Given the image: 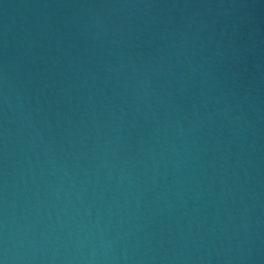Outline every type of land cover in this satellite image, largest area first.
<instances>
[{
    "label": "water",
    "instance_id": "water-1",
    "mask_svg": "<svg viewBox=\"0 0 264 264\" xmlns=\"http://www.w3.org/2000/svg\"><path fill=\"white\" fill-rule=\"evenodd\" d=\"M4 264H264V0H0Z\"/></svg>",
    "mask_w": 264,
    "mask_h": 264
},
{
    "label": "clouds",
    "instance_id": "clouds-1",
    "mask_svg": "<svg viewBox=\"0 0 264 264\" xmlns=\"http://www.w3.org/2000/svg\"><path fill=\"white\" fill-rule=\"evenodd\" d=\"M0 264H4V261L0 260Z\"/></svg>",
    "mask_w": 264,
    "mask_h": 264
}]
</instances>
